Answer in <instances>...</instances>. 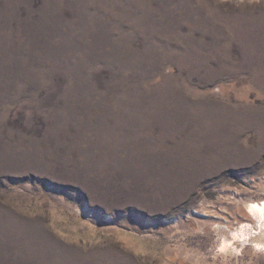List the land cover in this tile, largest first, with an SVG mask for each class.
I'll use <instances>...</instances> for the list:
<instances>
[{
	"label": "rangeland",
	"instance_id": "obj_1",
	"mask_svg": "<svg viewBox=\"0 0 264 264\" xmlns=\"http://www.w3.org/2000/svg\"><path fill=\"white\" fill-rule=\"evenodd\" d=\"M263 200L264 0H0V264H264Z\"/></svg>",
	"mask_w": 264,
	"mask_h": 264
},
{
	"label": "bare ground",
	"instance_id": "obj_2",
	"mask_svg": "<svg viewBox=\"0 0 264 264\" xmlns=\"http://www.w3.org/2000/svg\"><path fill=\"white\" fill-rule=\"evenodd\" d=\"M249 212L254 215L256 218H258V222H259V227L261 226H264V200L263 201H260V202H253L250 204L249 206ZM253 216V217H254ZM260 227V228H261ZM244 228V227H243ZM259 228V229H260ZM242 229V228H241ZM263 230V228H262ZM239 231V230H238ZM244 232V231H243ZM242 232V233H243ZM264 233V231H263ZM262 234V232H261ZM245 233H243V237H244ZM263 235V234H262ZM260 245V244H259ZM261 246H264L263 244Z\"/></svg>",
	"mask_w": 264,
	"mask_h": 264
}]
</instances>
